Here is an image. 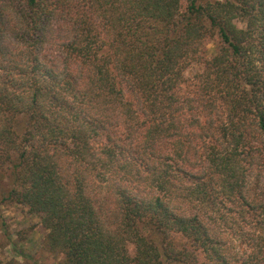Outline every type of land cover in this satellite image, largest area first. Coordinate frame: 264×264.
<instances>
[{"label": "trees", "instance_id": "16d2710c", "mask_svg": "<svg viewBox=\"0 0 264 264\" xmlns=\"http://www.w3.org/2000/svg\"><path fill=\"white\" fill-rule=\"evenodd\" d=\"M0 177L60 264H264V0H0Z\"/></svg>", "mask_w": 264, "mask_h": 264}, {"label": "rangeland", "instance_id": "374dc122", "mask_svg": "<svg viewBox=\"0 0 264 264\" xmlns=\"http://www.w3.org/2000/svg\"><path fill=\"white\" fill-rule=\"evenodd\" d=\"M237 25L244 24L237 21ZM208 55L215 53L213 42L207 44ZM10 185L0 177V261L2 264H60L61 254L44 247L46 230L39 217L25 205L7 197ZM238 248L246 247L240 242ZM133 254V245H129Z\"/></svg>", "mask_w": 264, "mask_h": 264}]
</instances>
